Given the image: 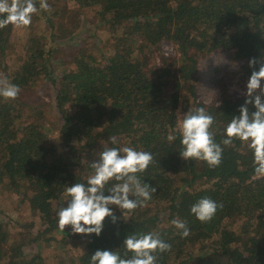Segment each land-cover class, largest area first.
Returning <instances> with one entry per match:
<instances>
[{"label":"trees","instance_id":"trees-1","mask_svg":"<svg viewBox=\"0 0 264 264\" xmlns=\"http://www.w3.org/2000/svg\"><path fill=\"white\" fill-rule=\"evenodd\" d=\"M46 2L44 9L35 0L30 25L0 29V76L21 89L15 100L0 97V194L18 203L20 196L30 209L13 226L0 216V264H92L97 250L130 258L126 237L148 233L171 246L153 253L156 264H264V177L255 176L249 142L222 143L246 87L234 99L195 102L199 61L213 52L242 62L241 87L258 71L249 60L264 61V0ZM82 25L93 30L81 39ZM16 45L22 51L10 65L6 55ZM47 83L53 101L28 98ZM179 107H203L214 117L210 130L223 148L218 167L180 156ZM49 112L60 120L46 117ZM113 136L117 144L110 143ZM105 147L150 152L153 162L136 175L157 191L124 218L111 206L117 221L106 217L99 237L73 234L70 226L62 231L56 214L67 206L66 188L87 184ZM115 183L105 185V195ZM201 198L222 205L210 222L191 214ZM173 219L187 223L188 237ZM56 232L58 240L51 237Z\"/></svg>","mask_w":264,"mask_h":264},{"label":"clouds","instance_id":"clouds-1","mask_svg":"<svg viewBox=\"0 0 264 264\" xmlns=\"http://www.w3.org/2000/svg\"><path fill=\"white\" fill-rule=\"evenodd\" d=\"M41 8L47 9L46 0H41ZM37 11L35 0H0V29L9 24L28 26L32 14ZM246 84V100L239 108V115L234 116L225 129L226 138L223 145H231L233 139L249 142L253 152L254 173L256 177H264V61L251 58L249 67L255 68ZM21 89L10 83L6 77L0 76V97L15 100ZM249 105L255 111H250ZM181 144L180 156L184 160L197 159L205 161L210 167H218L222 162L223 148L216 143L214 133L210 130L214 117L203 107L195 111L189 110L180 119ZM174 139V137H169ZM111 144H117L115 136L110 137ZM98 160L91 163L94 170L87 179V184L75 183L66 188L69 197L67 206L58 209V227L64 231L71 227L73 234L100 236L106 217L112 222L117 217L111 206H117L123 213L131 212L144 206L152 199L156 187L142 183L136 175L145 171L153 162V155L147 151H138L132 147H105ZM115 180L114 186L107 190L105 185ZM132 197H135L133 199ZM218 205L210 198H201L190 209L197 220L210 222L217 212ZM171 224L178 230L182 238L190 235L185 221L173 219ZM124 248L133 253L130 258H122L117 251L97 250L91 256L92 264H156V251H170L171 246L164 242L158 234L148 233L137 236L129 234L123 242Z\"/></svg>","mask_w":264,"mask_h":264},{"label":"rangeland","instance_id":"rangeland-1","mask_svg":"<svg viewBox=\"0 0 264 264\" xmlns=\"http://www.w3.org/2000/svg\"><path fill=\"white\" fill-rule=\"evenodd\" d=\"M92 30L93 29L90 27V25H82L78 30V34L81 35L79 38L82 39V37L85 36V33L91 32ZM21 51L22 49H20L17 45L10 47L6 55L7 63H9L10 65H16L15 59L19 57ZM162 51L165 54L173 53L172 48L168 45H163ZM67 54H69V51L67 52ZM65 58H67V56H65ZM157 62H159L158 59ZM241 65V61H235L232 58L231 54L223 51L213 52L207 57L200 59L198 65V75L200 80L196 87L195 102L204 104H217L223 99H234L241 96L244 93V87H246V84L248 82L246 81L245 84H242V87L239 84V82L243 81L244 78L243 72H240ZM235 73H239L240 76L238 78L235 77ZM53 91L54 90L51 84L47 83V85H42L36 91L34 89V92L30 93L28 98L34 100V103H36L38 100H52L54 94ZM186 103L188 104L187 106H190L192 105V100L188 99L186 100ZM187 112V107H179L177 110V130L179 131H181L179 123L180 119ZM49 116H52V120L53 117L55 118L53 122L56 119L60 120V116L56 112H49L46 117ZM17 200L19 201V203L16 202L15 199H6L5 194H0V211L5 212L0 214V216L1 218L5 217V220H7L11 226H13V221H15L14 219L19 218L20 220H27V217H30V209L27 201H21L22 198L20 196L19 198L17 197ZM57 209L58 207H56V210ZM11 214H13L16 218L12 217ZM61 236V233L56 232L53 233L51 237L55 240H58L59 238H61Z\"/></svg>","mask_w":264,"mask_h":264}]
</instances>
